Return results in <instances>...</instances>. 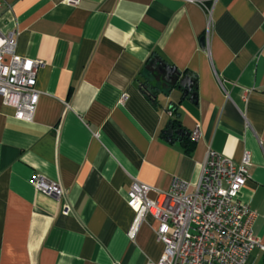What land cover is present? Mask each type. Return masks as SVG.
<instances>
[{
	"label": "crops",
	"instance_id": "obj_1",
	"mask_svg": "<svg viewBox=\"0 0 264 264\" xmlns=\"http://www.w3.org/2000/svg\"><path fill=\"white\" fill-rule=\"evenodd\" d=\"M0 3L15 53L43 61L32 121L0 97V264L158 261L153 217L127 234L128 191L135 180L164 190L175 176L197 182L209 149L237 163L251 153L240 200L258 212L264 242V0ZM156 55L195 76L193 98L162 83L157 59L147 65ZM146 79L162 88L156 103L140 87ZM172 106L191 135L199 125L191 155L160 136ZM35 173L59 180L65 197L36 190ZM247 263L264 264V251Z\"/></svg>",
	"mask_w": 264,
	"mask_h": 264
},
{
	"label": "built area",
	"instance_id": "obj_2",
	"mask_svg": "<svg viewBox=\"0 0 264 264\" xmlns=\"http://www.w3.org/2000/svg\"><path fill=\"white\" fill-rule=\"evenodd\" d=\"M66 2L77 5L79 0ZM15 47L16 32L0 31V97L15 109L18 119L32 121L40 99L36 84L43 61L16 54ZM126 98L124 94L120 101ZM192 136H200L199 125ZM251 166L249 151L237 163L209 149L195 183L175 176L164 190L135 180L127 200L135 218L127 234L134 239L150 215L158 222L156 236L164 245L159 260L145 264H248L254 249L264 251V242L254 229L258 212L240 200V192L251 177ZM31 182L36 190L58 200L66 195L59 180L35 173ZM68 211L69 205H65L64 212Z\"/></svg>",
	"mask_w": 264,
	"mask_h": 264
},
{
	"label": "trees",
	"instance_id": "obj_3",
	"mask_svg": "<svg viewBox=\"0 0 264 264\" xmlns=\"http://www.w3.org/2000/svg\"><path fill=\"white\" fill-rule=\"evenodd\" d=\"M157 59L158 68L155 70L159 71V75L162 78V83L164 85L168 86V89L178 87L182 89L184 92H189L196 94L197 90V80L195 76L190 73L189 71L181 72L179 69L176 68L174 73L171 75V79L168 80L167 73L165 71L161 72L159 70V67L161 65H168L170 67H175L174 65H171L167 63L165 60H163L160 56L156 55L154 59L150 61V63H147V65L152 68L154 64V60ZM154 72V71H153ZM187 74H191V82L187 85L186 88L182 87L180 85V79L184 77ZM162 85V84H161ZM140 87L142 91L146 94V96L151 99L154 103H156V97L158 93L162 90L160 85L154 84L150 82L148 79L145 81H142L140 83ZM169 111L171 112V118L167 124V126L160 132V136L166 140L167 142L173 143L176 140L181 141L184 149V153L187 155H191L194 146H195V140L192 138L191 132H189L187 129L184 128L182 125L181 119L179 117V113L177 112L176 106H172L169 108Z\"/></svg>",
	"mask_w": 264,
	"mask_h": 264
},
{
	"label": "water",
	"instance_id": "obj_4",
	"mask_svg": "<svg viewBox=\"0 0 264 264\" xmlns=\"http://www.w3.org/2000/svg\"><path fill=\"white\" fill-rule=\"evenodd\" d=\"M202 43L204 44V37L201 38ZM159 70L161 72L165 71L167 73V78L168 80L171 79V75L172 73H174V71L176 70V67H170L168 65H161L159 67ZM191 78L192 75L191 74H187L184 77H182V79H180V85L184 88L187 87V85L191 82ZM191 98H193L195 96L194 93H190Z\"/></svg>",
	"mask_w": 264,
	"mask_h": 264
}]
</instances>
